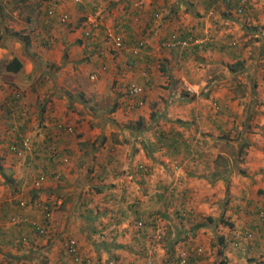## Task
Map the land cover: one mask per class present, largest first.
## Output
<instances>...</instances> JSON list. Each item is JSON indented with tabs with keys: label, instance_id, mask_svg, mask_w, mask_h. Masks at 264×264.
Segmentation results:
<instances>
[{
	"label": "crops",
	"instance_id": "crops-1",
	"mask_svg": "<svg viewBox=\"0 0 264 264\" xmlns=\"http://www.w3.org/2000/svg\"><path fill=\"white\" fill-rule=\"evenodd\" d=\"M86 1L0 0V60L16 57L21 63L16 72H0V99H4L12 88L21 91L23 113L28 116V120L23 121V126L30 140L37 146L35 156L27 153L18 156L12 153L3 155L2 147L12 138L9 135L2 136L3 132H0V264H11L9 261L13 260V255L10 252L15 251L5 237H10L16 227L5 224L3 218L16 214L17 211L28 219L40 220L38 210L30 203L19 210L10 202V195L17 194L16 199L20 196L28 202L30 198L26 195V190L29 189L28 194L32 193L34 197L35 192H40L34 200L46 199L59 206L65 201L62 191L69 188L72 192L76 186L73 197H79L82 206L77 208L71 202L66 203L64 208L61 206L60 210L53 211V219L49 222L52 239L47 238L48 235L37 236L28 227L22 231L28 234L31 243L42 244L43 248L49 247L54 236L58 240L60 236L74 237L77 241L78 235V238L83 240L87 234L83 226L96 220V212L86 203L91 200V196H79L77 191H82L87 182H90L89 179L101 182L107 174L111 177H117L118 174L120 176L121 171L116 169L124 167L125 160L144 162L149 154L148 142L145 143V148L138 144L136 155L127 159L126 144L112 137L115 135L112 133H118L120 129L112 126L111 118H121L117 104L122 98V87L127 82H135L143 87V104L129 116L126 114L124 119H131L134 126L135 118L141 115L146 117L151 112L152 123L159 121L166 124V129L176 132L174 135L182 138L184 142H187L190 135L199 136L201 145L203 144L200 150L207 151L208 159L194 165L191 161L183 160L179 153L167 156L164 147L150 139L151 146L160 151L157 152L159 156L175 170L173 182H170L172 185L181 184L180 188L179 185L174 186L176 196L181 197V193L182 196L185 195L181 187L183 188L186 177L191 175L192 170V174H195L192 175L193 180L200 173V184L209 183L220 187L216 189L217 197H223V182L227 183V193L223 197L226 201L224 208L218 204L212 212L214 216L227 214L232 222V226L217 225L221 230L220 242L223 244L212 238L213 248L218 246L220 255L223 256L221 264H264V225L259 224L252 212L264 202V0H244V10L239 14H235L230 7L233 0H219L214 4H207L204 0H146L141 9L135 8L137 12L134 15H130V10L126 9V0H109L108 23L119 22L124 42L119 52L110 53L103 42L96 41L98 45L100 43L101 48H105L100 59L97 54H82L79 40L76 41L79 30H72V26L79 21L87 8ZM151 2H155V6L163 15L159 22L155 20L159 27L152 28L148 33L149 36L145 40L147 47L140 50L135 57L133 54L136 53L131 49L143 31ZM47 7H55L57 12L66 13L68 22L59 23L55 15L56 20H52L51 25L47 26L44 23V10ZM172 10L176 13L173 14ZM175 28L178 32L183 30L203 34L208 40L206 48L185 56L184 59L174 55L171 50L160 48V38L176 30ZM21 38H26L27 41L24 49ZM218 71H221V74ZM185 84L193 88L194 94L189 93L192 96H198L199 89V94L203 93L205 97L190 98L191 95L180 90ZM205 84L209 88L208 92ZM240 87L241 89H238ZM107 93L113 100H106ZM244 96L250 97L251 100L246 101ZM213 102L217 109L212 108ZM246 104L249 110L244 107ZM0 116V130H5V115ZM55 118L73 126L75 133H60L55 140L56 147L67 155L68 164L50 161L46 158V152L38 151L39 147H42L46 124ZM161 127L157 126V130H152L151 133L154 132L155 135L158 131L162 132ZM149 129L150 125L143 126L145 133ZM129 131L136 133L138 130L131 128ZM237 134H243V141L235 138L234 153L239 143L245 142L248 145L247 149H244V164L240 166L244 168L245 174L234 170L237 166L232 163L233 153L231 164L226 168L230 169L229 173H224V168L221 167L209 180L213 171L209 159L218 154L226 158L227 162L224 164H228L229 154L221 143L230 142L227 138ZM85 146H88V150L91 148L87 155ZM129 151L131 152V149ZM119 154H122L121 158ZM133 165L130 164L131 167ZM85 168L86 172H81ZM196 168L200 169L198 173ZM40 172L47 178L39 188L32 190L31 178ZM52 173L59 174L60 182H53L50 178ZM146 174L142 182L144 186H148L149 182V174ZM122 181L125 186L123 190H126L128 182ZM80 182L83 184L79 188ZM160 183L163 184L164 180L157 175L154 186ZM127 194L124 192L123 195ZM123 201L121 197L114 202L117 207H121ZM186 207H189L188 203ZM82 208L85 211L81 210ZM246 208H249L248 212ZM73 209L78 213L77 218L70 215ZM117 215L122 218L121 222H126L123 214ZM60 216L64 219L61 220ZM79 222L82 225L79 226ZM250 225H254L251 240L237 235V229L248 228ZM109 228L112 231L113 226ZM92 231L95 232V229ZM208 231L212 236L213 233ZM212 231L215 233L213 229ZM233 234V238L239 243L238 247H234L235 241L229 239ZM89 238L87 235L82 248L78 245H81V242H77L82 256L88 257L89 261H95L99 255L103 258L104 254L101 253H104L105 249L100 250L98 246H94ZM63 241H59V245H62ZM198 244L201 246L200 243L196 245ZM107 248H113L114 255L107 256L106 260L111 257L110 262L120 261L121 258L117 255L124 254L119 251L122 246L109 243ZM23 249V252L19 249L15 251L21 254L12 264H32V260H38L34 254L38 248L32 250L26 246ZM59 250L61 251L58 248ZM206 250V254L200 255L195 264H216L215 257L219 255L210 256V250ZM55 251L57 250L49 252L48 258H43L47 260V264H56L57 260L59 261L60 255L58 251L54 255ZM146 251L149 252L148 249ZM65 258L67 259L63 256L62 260ZM131 258L133 259V255ZM137 261H130L129 264H135ZM37 263L41 264V261L38 260ZM152 263L155 262L152 260L148 264Z\"/></svg>",
	"mask_w": 264,
	"mask_h": 264
},
{
	"label": "rangeland",
	"instance_id": "rangeland-1",
	"mask_svg": "<svg viewBox=\"0 0 264 264\" xmlns=\"http://www.w3.org/2000/svg\"><path fill=\"white\" fill-rule=\"evenodd\" d=\"M108 2L109 0H106L104 2H102V7L104 6V8L107 9L108 6ZM146 4V0H143V4L140 8L135 7L136 9H141L143 7V5ZM173 8V7H172ZM173 14L176 13L175 11H171ZM109 14L106 15V18L108 17ZM110 20V19H109ZM111 21V20H110ZM108 22V21H107ZM110 23H112V26H117L116 31L119 32L120 37L123 39L122 37V32L120 29V25L119 22L115 23L113 21H111ZM109 23V24H110ZM176 29V28H175ZM178 29L174 30L177 32ZM74 31V30H73ZM202 39V38H201ZM203 41V39H202ZM103 44H105L104 41H102ZM101 43V42H100ZM99 43V46H100ZM123 43V42H122ZM103 47V46H102ZM121 49H119L118 51H115L113 53H117L119 52ZM98 59L102 58L101 56H97ZM1 61H5V60H0ZM1 71V70H0ZM215 69L212 70V72H214ZM219 74H221V71H218ZM208 82V81H206ZM207 84H205V88L207 89L208 86H206ZM204 88V87H203ZM209 89V88H208ZM208 89L206 92H208ZM219 89H223V88H219ZM238 89H241L238 88ZM181 91L184 90V86L182 87V89H180ZM205 90V89H204ZM187 92V91H186ZM189 93V92H188ZM193 93V92H192ZM194 94V93H193ZM199 94V89H198V93ZM200 95V94H199ZM103 96V95H101ZM245 97V96H244ZM243 98V97H242ZM106 100H113L112 96H110V94L107 93L106 95ZM246 101L251 100L250 97H245ZM109 105V104H108ZM90 108V105H88ZM212 106V105H211ZM247 110L248 109V104H246L244 106ZM212 108H214V106H212ZM121 113L120 117L121 118H116L113 119L111 118V124L112 126L117 127L119 130V132H113L112 137L117 140L118 142L124 143L126 144V149L128 150V154L126 155L125 158H132L133 155H136V151L138 150L137 145H142L144 147L145 143L148 142V148H149V154L148 156H146V158L144 159V162L139 161L136 162L134 160L128 161L125 160V166L121 167V169L117 168V171H121L120 176L118 174L117 177H111L110 174H107V176L103 177V180L100 181H94V179H89L90 182H87V185L84 186V189L82 191H77L81 196V194L85 195V196H91V200L87 201L86 203L88 204V206H92L95 210V216H96V220L95 221H91V225L90 224H84L83 227H85V231H86V236L84 237V239H80L78 238L77 235V241L75 240L76 244H78L77 242H81V245L78 244L80 246V248H82V244L83 241L86 239L87 235L90 236V240L92 242V244L94 246H98L100 248V250L105 249L103 258L102 255H99L97 259H95V261L91 260L86 263V264H129L130 261L132 263H134V260H138L137 263L142 262L141 261V257H136V252L137 249L135 248L136 246L142 245L143 247H145V249L151 253V256L153 257L151 259L155 262L152 264H166L165 260L167 255L169 254V251H173L175 253H178L180 250H183L185 248L188 249H193L194 246H199L196 245L197 243H200L201 246L200 248V253L199 255L202 254H206L205 252H207L206 248H208V251L210 250L209 255L213 256L216 255L218 252L217 248L218 246L214 247V241H212V238H215V241L217 239V236L219 234H221V230L218 228V224L221 226H225L226 223L222 220H227V214L225 215L224 213H221L222 215L218 214L217 216L213 215V209L216 210L215 205H221V208H224V204L226 203V201L224 200L223 197L226 196L227 193V183L223 182V197H217V193H218V187H215V184H200V182H202L199 178L198 175H200L199 172V168H196L195 170L197 171L198 175L195 177V180L192 179V174L193 170L191 171V175L186 177V183H184L183 188L181 187V190L184 192V204L185 206H181L177 200H171V205H167L165 206V215L162 217H158V215H156L157 218V223L158 226L160 227L159 230V234L158 237H156L155 239H153V237L151 238L152 241H142L141 240H136L137 242H133V248L128 249L127 248V243H132L131 241V234L130 231L132 229V226L129 224V221L126 220V222H121L122 218H120V222L119 224L114 225L113 223V215L116 214L118 212L117 210V204L114 202L117 199H120L121 197V191L125 192V195L127 194V196L129 197V199L127 200V203H129L132 199L137 198L138 201L140 202V206L141 207H148L149 205L153 208H155V204L151 201V198L153 197V193H155L156 191H161V189L158 187V185L154 186L155 183V179L157 178V175L162 178L164 180V186L167 187L166 190L169 191L168 188L171 189V187L173 186V190H174V186L175 185H179V184H173L172 182H170L171 180L174 179L175 176V170H173L172 166H170V164L164 160L163 158H161V156H159V154L157 152H160L159 150H157L154 146H151V138L153 140L154 139V132H152V130H157L155 128H157V126H162V130L167 131V125L166 124H161L158 122H154L152 123V118H151V112L148 113V115L145 116H138L137 118H135V123L134 126L131 124V119H124L127 117L126 114H128V116L130 115V113H132V111L136 110V109H132V110H121L120 108H118ZM215 109V108H214ZM136 117V116H135ZM97 123V122H96ZM94 124V123H92ZM150 125V129L147 130V132L145 133L143 130V126H149ZM192 125H190V127H192ZM131 128H135L136 130H138L136 133L135 132H131L129 131ZM1 131V130H0ZM151 133V134H150ZM69 134H75L74 131L72 133ZM243 134H237L227 138L230 142H226V144L221 143L223 146V149L227 152H229V158H228V164H221L220 166L224 168V171H226L228 174L230 169H226L229 167V165L231 164V160H232V154L234 153V141L235 138H239V140L243 141L242 138ZM246 139V136H245ZM122 140V141H121ZM238 140V142H239ZM246 141V140H245ZM98 143V141H97ZM245 144L244 148L242 149V153L240 154L241 156V160L235 161L234 160V156H233V160L232 163H235V169L236 172H238L239 174H245V170L243 167H240L241 165H243V159H244V149H247V143L243 142ZM243 144V145H244ZM151 146V147H150ZM237 146V145H236ZM88 146H85V152L86 155L89 153V150L91 149H87ZM145 148V147H144ZM129 149H131V152L129 151ZM146 150V149H145ZM132 151L134 152L132 154ZM247 150H245V154H246ZM15 154L16 156H18V153H12ZM122 154H119V158H121ZM65 157V156H63ZM66 161L64 162L65 164H68V157H66ZM226 161V160H225ZM127 162V163H126ZM227 162V161H226ZM143 163V165H142ZM130 164H134L132 167L130 166ZM137 167L142 168L141 170L146 171V173L149 174L148 177V186H144L142 184V182L144 181L145 178L144 175H142L141 172H138L136 170ZM86 170L83 169L81 170V172H84ZM169 170V171H168ZM218 170H221L220 168ZM86 172V171H85ZM170 173V174H169ZM196 173V174H197ZM147 175V174H145ZM35 176H33L31 178V180L34 178ZM139 177H141V179H139ZM128 182L127 184V189H125V186H123V181ZM193 180V181H191ZM224 181V180H223ZM53 182L58 183L60 182V179H56L53 180ZM82 182H80L78 184V187L80 188V186L82 187ZM42 185V184H41ZM40 185V186H41ZM77 185V184H76ZM39 186V187H40ZM123 186V188H122ZM143 186V187H141ZM181 184L178 186V188H180ZM220 188V187H219ZM32 189V187H31ZM36 188H33L32 190H34ZM77 189L76 186H74L73 191L71 192L70 189L68 188L67 191H62L63 196L65 197V201L62 205L57 206L54 203H52L49 200L46 199H38L36 201H44V202H48L49 206L51 207V216H50V221L53 219V211L56 210H60V207L62 206V208L65 207L66 203H73L77 208L78 206H82L79 203V197L74 198L73 195L75 193V190ZM29 189L26 190V195L32 199L33 195L32 193L28 194ZM30 191V190H29ZM40 192H35L34 198H37ZM77 194V193H76ZM17 195V194H16ZM16 195L14 196H9V198H14L16 199ZM18 200H22L24 202H26V200H24L23 198H21L20 196H17ZM73 197V198H72ZM196 197H198V199H195ZM200 200V201H197ZM35 201V200H34ZM220 201V203H219ZM83 202V199H82ZM187 203L189 204V207H186ZM34 205V203H32ZM32 206V205H31ZM34 207V206H32ZM163 207V205H162ZM182 208L188 209L191 213L187 214L188 216H183L182 219H179V217H177L176 213L174 210H181ZM35 208V207H34ZM89 208V207H88ZM150 208V207H148ZM36 209V208H35ZM75 209V208H74ZM73 209V210H74ZM37 210V209H36ZM81 210L85 211L84 208H82ZM76 210L73 211L72 216H74L73 218H77L78 213L75 212ZM116 216V215H115ZM223 216V217H222ZM210 217L211 220L213 221H208L206 218ZM60 219L63 220L64 218L60 216ZM80 219V218H79ZM26 221L27 218H26ZM31 221H34L31 219ZM49 221V222H50ZM97 221V223H96ZM228 222H230L229 220H227ZM107 223V225H106ZM199 224H202L199 226ZM69 225V224H68ZM82 225L79 222V226ZM94 226V227H90V226ZM78 226V225H77ZM113 226V230L111 231L109 227ZM55 227V225H54ZM93 228L95 229V232L92 231ZM51 228L48 227V230L46 232L45 235H48L47 238L50 237ZM210 230L213 235L211 236L209 231ZM212 229L215 231V233L212 231ZM57 233H55L56 235ZM240 233H238L237 235H239ZM52 236L50 237V239H52ZM59 236V235H58ZM211 237V238H210ZM72 238V237H69ZM68 239L66 237H59L58 238L54 236L53 238V242H51V244L49 245V247L47 248H43V245L40 244L38 245L37 243H31V239L28 240L26 242H24L21 246L22 249H19L21 252H23L22 250H25L23 248H26V246H29L32 250H35L36 248H38L36 250V252L34 253L38 258L39 261H41V264H47V260H44L43 258L46 257L48 258L49 256V252L53 251V250H57L58 248L61 249V251L59 253L60 255V259L59 261L57 260L56 264H70L68 257L62 253V248H63V243L65 242V240ZM74 239V237H73ZM207 239H209L207 241ZM58 240V241H57ZM61 240H64L62 245H59V241L61 242ZM109 243H113V244H120L122 246V249L119 250L122 253H124L123 255H117L120 259L117 260V262H110L111 257L109 258V260H106L107 256H112L114 255L112 249L107 248ZM195 244V245H194ZM203 244H207L206 247L204 248ZM45 246V245H44ZM13 250H17L14 247H12ZM128 249V250H127ZM82 250V249H81ZM15 251L10 252L13 256H11V259L9 263L11 262V264L13 263V261H17V257L19 256V254L21 253H16ZM18 251V250H17ZM57 251H55L54 255H56ZM5 252V250H4ZM80 254L81 251L79 250ZM148 252V253H149ZM37 253V254H36ZM131 253L133 255V259L131 258ZM25 254V253H24ZM219 256H216L215 258V263L216 264H221L222 262V258L223 256H221V253H218ZM217 254V255H218ZM82 255V254H81ZM63 256H66L67 259L65 258V260H62ZM204 256V255H203ZM62 257V258H61ZM101 258V259H100ZM32 260L33 263L35 264L38 262V260L36 261ZM35 262V263H34ZM38 264V263H37ZM40 264V263H39ZM223 264V263H222Z\"/></svg>",
	"mask_w": 264,
	"mask_h": 264
},
{
	"label": "trees",
	"instance_id": "trees-1",
	"mask_svg": "<svg viewBox=\"0 0 264 264\" xmlns=\"http://www.w3.org/2000/svg\"><path fill=\"white\" fill-rule=\"evenodd\" d=\"M204 1H206L207 4H210L208 0H204ZM217 1H219V0H217ZM221 1L230 2L231 0H221ZM126 2L128 3V5L126 6V9L130 10L129 11L130 15L131 14L134 15L137 12V10L132 6L130 0H126ZM108 4H109V2H108ZM86 5H87V8L81 14L79 20H82L84 18V15L91 13L92 10L94 9V7L97 6L95 4L94 0H87ZM231 5H232V6H230L231 9H233V11H234V9L237 6L243 7L244 3L242 5L241 4L239 5L238 0H233L231 2ZM48 10H50L51 13L49 14L46 25L50 26L51 21L54 19L56 20L55 15L57 14V11H56L55 7H53V8L47 7L44 10V15L47 14L46 12ZM234 13H235V11H234ZM237 14H239V13H237ZM162 15H163L162 11H160L158 9V7L155 6V2L153 4L151 2L150 3V9L148 10V14L145 16V22H144L145 25L143 27V31L139 34L137 39L134 41L133 47L131 49V51L133 53H136V54L132 53L135 57L140 50H144L147 47V45L145 44V42H146L145 40L149 36L148 33L151 32L153 27H155V28L159 27V23H157L155 25L154 21L156 20L157 22H159V20L162 18L161 17ZM104 18L105 17H103V19ZM98 29L99 30L97 31V35L95 38L97 41L100 40L98 32L100 34L102 31L101 28H98ZM203 36L204 35L200 34V33L194 34V33L186 32L183 30H181L179 32L178 31L176 32L173 30V31L169 32L166 36H163L162 38H160L161 39L160 42L162 41V39L170 38V37H175L176 40L187 39L189 37H198V38H202L203 41L198 42V43L184 45V46H179V45L161 46L160 42L158 44H159L160 48H166L168 50H171L172 52H174V55H178V56H180L181 59H184L185 56L187 57L190 54H195L198 51L206 48L208 40L205 36L204 37ZM21 41H22V46L24 49L27 45L26 38H21ZM122 41L124 42L123 39H122ZM20 67H21V63L16 57H12L9 60H5V61L0 62V70H1L0 72H4V71L16 72L20 69ZM185 93H188V92L185 91ZM189 93H191V92H189ZM189 93H188V95H191ZM202 94H200V95L198 94V96H195V95L192 96L191 95L190 98L205 97V95L204 94L202 95ZM22 97H23V95H22L20 90L12 88V90L9 91V94L5 95L4 99H0V115L4 114L5 119L7 121V126L5 127V130H1L0 132L1 133L3 132L2 136H5V135L8 136L9 135L12 138L11 140L9 139L8 142H6V144H4V146L2 147V154L3 155H6V153H13V152L14 153L17 152L19 155L20 154L25 155L27 153V154H32L33 156H35L37 154V149H36L37 146H36V144H34V142L32 140H30V137H29V135L26 134L25 128L23 126L24 125L23 121L25 122V120H28V118H27L28 116H26V114L24 115V113H23L24 104L22 102L23 101ZM213 106L215 109H217V105L215 103ZM117 108H119V105H117ZM1 119H2V116H0V124H2ZM52 122H56V124H61V126H63V124H68L65 121H62V120L57 119V118L50 120L49 123L46 124V129L44 131L43 140H42V147H39L38 151L42 150V151L46 152V154H45L46 158L49 159L50 161H56L58 163H62L59 158L61 156L67 157V155L56 147L55 140L57 139V137L60 133H65V131H63L62 128L61 129L57 128V125H55V124L52 125ZM194 127H195V125H194ZM161 131L162 132L158 131V133H156L154 135V138H155V141L158 142L159 146L164 147V152L167 156L171 157V156H175V154L179 153V156H181L183 160H186L187 162L191 161V162H193L194 165H197L200 162L203 163L204 161H206L208 159L207 151H204L203 149L200 150V148L203 147V144L201 145L202 142H201V139L199 138V136L194 137L193 135L192 136L190 135L191 137L189 136L187 142H184L181 140L182 138L180 139L179 137H176L174 135V134H176V132H174L171 129H169L167 131H164L161 129ZM26 136H27V141H26L25 146H23L22 140L24 139V137L26 138ZM0 140H1V138H0ZM243 144L244 143L241 142L237 146V149L234 153V157H235L234 160L235 161L241 160L240 154L242 153V151H243L242 149L245 146V144L244 145ZM11 146L14 147V149H15L14 151L10 150ZM227 154H229V152ZM198 159L200 161H197ZM225 159L226 158H223L221 155H218V154L216 155V157L209 159L210 162L212 163V167H213V171L211 172L212 174L210 175L209 180L211 177H214V175L217 174L216 170L221 168L220 165L225 162ZM194 160H195V162L196 161L197 162L195 163ZM233 164L235 165V163H233ZM141 169L142 168H140V167L136 168V170L138 172H141L142 175H145L146 171H143ZM223 172L226 173V171H223ZM41 173L43 174V172H40L39 174H41ZM39 174L37 173L36 176ZM58 179H60V176H58ZM172 182H173V180H172ZM158 187L161 189V191H156L155 193H153L152 194L153 197L151 198V201H150L151 203L153 202L155 204V208L151 207L150 205L148 206L150 208L141 207L140 202L138 201L137 198H134L129 203H127V200L129 199V197L123 195L124 191H121V194L123 196L121 195L120 197H122V201L124 200L122 202L123 204L121 207H117L118 212L116 213V216L113 215L112 217H113V222H114L113 224L116 225V224H119L120 218H121L117 214H119V215L123 214L125 220H128L129 224L132 226V229L130 231L132 243H129V244L127 243L128 249L133 248L132 244H134L133 242L136 243L137 242L136 240H141V242L142 241L143 242L144 241H152L151 238L153 237V231H154L155 227L160 229V227L158 226V223H157L156 215H158V217L164 216L165 215V209H166L165 206L171 205L172 199L174 201L177 200V202L181 206H185L184 201H183L184 196H182V193H181V197L178 195L176 196V193L173 190V186L171 187V189L168 188L169 191L166 190L167 187L164 186V183L163 184L160 183L158 185ZM10 196H14V194L10 195ZM33 198H34V196L28 202L26 201L24 203L23 207H20L18 205V203H17L18 199L11 198L10 202H12L16 206V208H18L19 210H22L26 206H28L29 203H30V205L34 206L32 204L33 200H34ZM46 203H48V202H46ZM162 205H163V207H162ZM246 209L248 212L249 208H246ZM262 209H264L263 205L260 204L256 210L255 209L252 210L254 217L257 219V221L259 222L260 225H264V215H258V211L262 210ZM174 211H175L177 217H179V219H182L183 216H188L187 214L191 213L188 209H185L182 207H181V210L178 209V210H174ZM15 213L16 214H11L9 216H5L3 218V220L2 219L1 220L5 224L7 223L8 226L10 225L12 227L13 226L16 227L15 230L11 233V236L5 237V239H7L9 244L12 247H14L15 249H20L22 246V243L18 242V240L16 241L15 240L16 237L17 236H24L25 238L29 237L26 232L22 231L25 227H28V229L30 231H32L33 234H35V231L33 230V228L30 225L31 218H29V219L27 218L28 221L22 220V218H26V216L18 213L17 211ZM220 215H222V214H220ZM11 217H14L15 219H19V222H17L16 224H13L10 220ZM226 218H227V220H229L228 217H226ZM206 219L208 221H213V220H211L210 217H207ZM227 220L224 219L222 221H224L227 226H232V222L230 220H229L230 222H228ZM39 221L41 223L42 219ZM49 225H50V223L46 222V224H45L46 229H48ZM200 225H202V224H199V226ZM253 229H254V225H250V226H248V228L243 227V228H240L239 230L237 229V231H239L237 233H240L239 235L243 239L251 240ZM220 236H222V234L218 235L216 242L223 244V242H220V240H221ZM233 237H234V234L232 237H229V239H233V241H235L233 243V246L238 247L239 243ZM153 239H155V238H153ZM4 240L2 239V241H4ZM135 248L137 249L135 258L141 257V261H142L140 263L136 262L135 264H147L151 261V259H152L151 253H147L145 247H143L142 245H139V246H136ZM77 249L79 250L78 245H77ZM183 250H185L188 254L187 255L188 259L185 261V263L186 264H195L197 258L200 255H197L196 258L194 259L191 256L192 252H193L192 249L185 248ZM217 251H218V252H216L217 254L221 252L219 248H217ZM168 253L169 254L167 255L166 260H165L166 264H177L178 263V253H175L173 251H169ZM86 259L87 258H84V260H82V261L84 262Z\"/></svg>",
	"mask_w": 264,
	"mask_h": 264
},
{
	"label": "built area",
	"instance_id": "built-area-1",
	"mask_svg": "<svg viewBox=\"0 0 264 264\" xmlns=\"http://www.w3.org/2000/svg\"><path fill=\"white\" fill-rule=\"evenodd\" d=\"M132 1V6L140 8L143 4V0H131ZM210 4H214L217 0H208ZM239 5L244 3V0H238ZM244 7H236L234 9L235 13H241L244 10ZM50 10L47 11V15L49 16ZM67 19V15L65 13H61L58 15V21L59 22H65ZM112 23H105L103 21L102 17V12L100 7L96 6L91 13L87 14L84 16V18L81 21V26H80V45L82 48V51L85 56H91L92 54H97V56H102L103 52L105 51V48H101L98 44H95V38H96V31L98 28L102 27L103 28V36L102 40L107 44L109 47H106V50L110 51H117L123 47L122 43V38L120 37V34L118 31H116L117 26H112ZM202 39L198 37H189L187 39H182V40H176L175 37H170V38H165L162 39L160 42L161 46H174V45H179V46H184L188 44H193V43H198L201 42ZM184 89L187 92L193 91V88L190 85L185 84ZM142 92L143 89L140 85H138L135 82H128L125 83L123 86V89L121 91V100L119 101V108L121 110H132L135 108H138L142 105L143 103V98H142ZM264 93V92H263ZM55 124L57 125V128L63 129L66 133H72L73 132V127L68 124H56V122H52V125ZM27 141V136L26 138L22 140V145L25 146ZM10 150L14 151V147L11 146ZM14 153V152H13ZM17 153V152H16ZM62 163H64L67 159L66 157H60L59 158ZM59 174L57 173H52L50 174V178L52 180L58 179ZM46 175L43 173L35 176L31 181H30V187L32 188H38L46 179ZM17 203L20 207L24 206V201L22 200H17ZM34 207L38 210L40 214V220L42 219V222L40 221H31L30 225L35 231V234L37 236H43L47 232L46 229V222H49L50 216H51V207L49 206L48 203L44 201H34ZM264 208V204H263ZM258 215H264V209L258 211ZM11 222L13 224H16L19 222V219H15L14 217H11ZM22 220H26V218H22ZM139 224V223H138ZM159 228L155 227L153 231V238L158 237L159 234ZM16 241L20 243H24L27 241V238L24 236H17ZM192 257L195 259L197 255L200 253V248H193L192 249ZM63 253L68 257L69 263L70 264H86L88 262V259H86L84 262V256H82L77 249V244L75 242V239L73 238H68L65 240L63 243ZM187 252L185 250H180L178 252V263L177 264H186L185 261L188 259Z\"/></svg>",
	"mask_w": 264,
	"mask_h": 264
},
{
	"label": "clouds",
	"instance_id": "clouds-1",
	"mask_svg": "<svg viewBox=\"0 0 264 264\" xmlns=\"http://www.w3.org/2000/svg\"><path fill=\"white\" fill-rule=\"evenodd\" d=\"M75 1H80V0H75ZM95 1V4L98 6V7H100V9H101V12H102V17H105L104 19H103V21H105V23H108L107 21H108V17L106 18V15L108 14V10L106 9V8H104V6L102 7V2H104V1H106V0H94ZM130 2H131V4H132V1L130 0ZM96 7V6H95ZM94 7V8H95ZM134 7V6H133ZM135 8V7H134ZM47 13V12H46ZM62 12H57V21H58V15L59 14H61ZM66 14V13H65ZM67 15V14H66ZM46 16V19L44 20V23L45 24H47V20H48V15L46 14L45 15ZM85 16V15H84ZM81 21L82 20H79L78 22H76L72 27V30H79V37L77 38V40L76 41H78L79 40V46H80V48H81V45H80V42H81V39H80V24H81ZM59 22V21H58ZM68 22V16H67V19H66V21L65 22H59V23H61V24H65V23H67ZM155 22V21H154ZM157 24V23H156ZM155 24V25H156ZM101 29H102V31H101V33L99 34V32H98V35H99V37H100V42H102L103 40H102V36H103V28L102 27H100ZM154 28V27H153ZM99 29H97V31H98ZM97 31H96V35H97ZM96 39H95V43H96ZM123 42V41H122ZM97 44V43H96ZM106 45V47H109L107 44H105ZM122 49V48H121ZM110 51V50H109ZM118 51V50H117ZM81 52H82V54L84 55V53H83V51H82V48H81ZM113 52H115V51H110V53H113ZM85 56V55H84ZM102 57V56H101ZM103 66H102V64L100 65V68H102ZM128 83V82H127ZM141 86V85H140ZM142 87V86H141ZM122 89H123V87H122ZM142 89H143V87H142ZM122 91V90H121ZM192 92H194V90L193 91H191V93ZM263 92H264V90H263ZM264 94V93H263ZM120 95H121V93H120ZM142 98H143V92H142ZM143 104V103H142ZM117 105H119V102H118V104ZM73 127V126H72ZM39 188V187H38ZM36 201V200H35ZM34 203V202H33ZM264 204V202L262 203V205ZM27 240H28V238H27ZM200 246H194V248H199ZM148 264V263H147Z\"/></svg>",
	"mask_w": 264,
	"mask_h": 264
}]
</instances>
